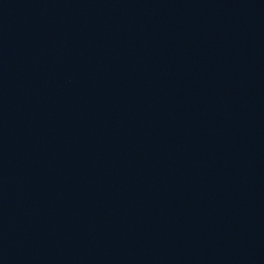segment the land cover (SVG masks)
I'll return each instance as SVG.
<instances>
[{
	"label": "water",
	"instance_id": "1",
	"mask_svg": "<svg viewBox=\"0 0 264 264\" xmlns=\"http://www.w3.org/2000/svg\"><path fill=\"white\" fill-rule=\"evenodd\" d=\"M0 264H264V0H0Z\"/></svg>",
	"mask_w": 264,
	"mask_h": 264
}]
</instances>
